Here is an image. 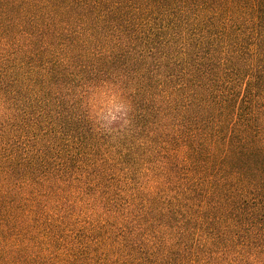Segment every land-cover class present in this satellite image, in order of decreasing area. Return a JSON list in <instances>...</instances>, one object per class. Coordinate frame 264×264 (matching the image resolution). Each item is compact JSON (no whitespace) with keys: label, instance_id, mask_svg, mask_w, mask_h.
<instances>
[{"label":"trees","instance_id":"obj_1","mask_svg":"<svg viewBox=\"0 0 264 264\" xmlns=\"http://www.w3.org/2000/svg\"><path fill=\"white\" fill-rule=\"evenodd\" d=\"M0 108V264H264V0H0Z\"/></svg>","mask_w":264,"mask_h":264},{"label":"clouds","instance_id":"obj_2","mask_svg":"<svg viewBox=\"0 0 264 264\" xmlns=\"http://www.w3.org/2000/svg\"><path fill=\"white\" fill-rule=\"evenodd\" d=\"M86 106L91 109L89 112V119H92L93 116H99V113L95 111V105L92 102L90 97L86 102ZM107 112L103 118V123L100 124L99 128L95 130L98 132H103L104 134H110L117 131V128H114L113 125H117L119 130H123L129 124L127 118L128 112L131 111V106L120 99V94L117 91H110L107 96L106 102ZM2 111V108H0ZM96 123H99L97 120Z\"/></svg>","mask_w":264,"mask_h":264}]
</instances>
